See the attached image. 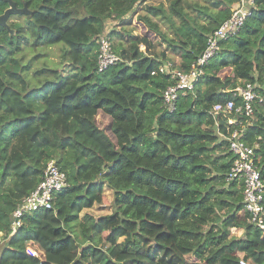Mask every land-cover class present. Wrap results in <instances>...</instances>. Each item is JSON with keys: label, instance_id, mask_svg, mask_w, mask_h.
<instances>
[{"label": "trees", "instance_id": "1", "mask_svg": "<svg viewBox=\"0 0 264 264\" xmlns=\"http://www.w3.org/2000/svg\"><path fill=\"white\" fill-rule=\"evenodd\" d=\"M239 1L110 0L117 12L113 26L111 17L102 22L93 14L98 0H0V16L10 2L23 10L0 25V264H188L193 256L192 264H264V234L244 209L243 184L227 180L236 157L229 134L235 130L257 145L264 179V0H256L237 34L222 41L205 75L194 90L180 93L173 111L161 94L176 84L161 69L170 63L188 72ZM105 29L130 47L118 54L120 63L99 72L98 56L93 63L81 61L96 52V33ZM247 84L258 95L250 116L236 111L243 99L234 97ZM119 88L139 95L140 112L157 109L158 125L173 126L159 128L152 142L150 158L164 153L155 170L121 176L128 166L123 154H134L142 141L134 137L119 151L114 146L124 139L117 124L133 111ZM231 99L234 110L214 113L215 104ZM164 137L178 144L176 152L168 151ZM52 160L66 173L67 187L52 210L26 214L12 233L14 210ZM104 160L110 163L101 170ZM124 183L131 186L124 190ZM105 190L113 195L111 212H87L107 203ZM109 229L103 242L110 247L130 233L138 239H125L107 254L92 243H76ZM234 229L244 234L236 237ZM28 246L36 257L27 254ZM109 254L113 259H106Z\"/></svg>", "mask_w": 264, "mask_h": 264}, {"label": "built area", "instance_id": "2", "mask_svg": "<svg viewBox=\"0 0 264 264\" xmlns=\"http://www.w3.org/2000/svg\"><path fill=\"white\" fill-rule=\"evenodd\" d=\"M239 2L238 5L231 6V16L208 37L205 50L196 62L192 64L188 72L173 69L172 64H167L164 73L169 74L176 81L175 85L168 87L165 91L168 97H175V99L166 103L167 97L164 96L165 106L170 111L176 108V101L180 93L185 94L194 90L197 82L205 75L209 61L222 50V41L237 34L247 17L251 14L256 0H251L250 4L248 0H244L246 11H244L243 16H241V0ZM107 37L109 38L108 35ZM105 52L106 54L102 57H97V69L99 72L106 71L111 66L122 61L120 56L119 59L114 58L115 54L112 52L111 46ZM255 88L254 85L247 84L245 87H239L234 90V97L240 96L243 99V104L236 108V111L244 112L248 116L253 114V103L258 98ZM234 109L235 103L233 99L225 103H217L213 108L215 114L223 111L231 112ZM229 122L234 123L235 121L230 120ZM243 134V131L238 130L229 134L230 150L236 157L228 173L227 180L230 182L238 181L243 184L244 209L249 214L251 223L264 234V179L257 165L260 157L255 152L257 145H248L242 139ZM67 185L66 173L59 168L56 161H50L45 168L42 181L35 190L22 199L14 210L11 222L12 233H15L23 225V219L26 214L40 210H52L56 195L63 191ZM26 252L31 257L37 256V252L32 246H28Z\"/></svg>", "mask_w": 264, "mask_h": 264}, {"label": "clouds", "instance_id": "3", "mask_svg": "<svg viewBox=\"0 0 264 264\" xmlns=\"http://www.w3.org/2000/svg\"><path fill=\"white\" fill-rule=\"evenodd\" d=\"M248 3H251V0H248ZM134 5H132V8L134 9ZM242 12L241 16H243L244 11H246V5L244 3V0H241L240 5ZM94 15H97L100 17L101 21L103 22L106 17L112 18V25L116 26L118 21L116 20L117 12L112 10V5L110 3V0H98V6L95 8V11L93 13ZM130 13H126V15H129ZM97 28H99V25H97ZM110 29L105 30H98L96 33V36H99V40L97 41V49L96 52L92 54V56H89L86 61H81V63H93V56H99L102 57L106 54L105 50L111 46L112 52L115 54L114 58L119 59V53L123 51L124 48L130 47L129 44H124L122 42H119L115 39L108 38L107 32ZM130 31V30H129ZM95 39V37H93ZM70 62V61H66ZM129 63L131 61H128ZM161 71H164V69H161ZM83 74V73H82ZM75 83V82H74ZM31 83L29 84V87H31ZM118 92H121L123 95L127 97V99L124 101L125 107H132L133 111L131 113V116L122 124H117L118 127L122 129V134L124 136L123 140H119L115 142L114 146L117 151L120 150V148L124 144L131 145L133 143L134 137H140L141 143L139 144L138 151H136L134 154L131 153H124L125 156V163L128 165L125 167L121 173L122 177H127L128 173L130 171H136L139 168H149L154 169L155 166L160 163V161L163 158L164 153L161 152L160 155H158L155 159L150 158L151 157V149H152V142L155 141L157 137V131L161 127H173L171 125H158L156 122V117L158 116L159 112L157 109H149L147 112H140L138 108L139 104V95L133 97L131 94L124 91L123 88L117 89ZM162 95L167 97L166 103L170 102L171 100L175 99L174 96L168 97L167 93H161ZM193 98H195V93H192ZM131 100L136 101V106L133 107V105L129 102ZM117 103H120V101H117ZM231 107V105H229ZM162 110V109H161ZM214 111V110H213ZM155 113V115H153ZM215 117H213L214 119ZM142 122V123H141ZM140 124L138 127L137 125ZM176 130H182V129H176ZM235 135V133H233ZM164 143L168 145V151L170 152H176L178 150V144L170 141L167 137H164ZM235 146V145H233ZM110 163L108 160H104L103 163L99 164V169L103 170L104 165ZM162 174H167V169L162 170ZM99 178V177H96ZM131 185H128L127 183H124L121 185V187L126 190L127 187ZM133 190L138 193H142L144 195H152L151 192H149L145 188L141 187H134ZM154 191V190H153ZM115 211V209H113ZM148 209H144L142 214L139 218H144L146 216ZM131 218H137L136 216H133ZM95 222V221H94ZM139 227H137L136 231H139ZM108 231H104L100 233L98 236H96L92 241L87 240L84 237H81V239L77 240L76 243L81 244L83 246L84 244L92 243L96 247H102L104 253H110L111 250H114L116 248L122 247V241L125 239L130 240H136L138 239L133 234H129L127 238L122 237L121 239L117 240L115 245H112L111 247L104 243V238L108 235ZM79 233L77 232V235ZM184 244L187 247H193L191 241H185V240H177L176 244ZM194 250V249H193ZM106 259H113V257L109 254L106 256ZM192 260H195V257L193 256L191 260L188 261V264H192ZM101 264H105L104 261L101 262ZM199 264V262H197ZM240 264H244V261L241 260Z\"/></svg>", "mask_w": 264, "mask_h": 264}, {"label": "rangeland", "instance_id": "4", "mask_svg": "<svg viewBox=\"0 0 264 264\" xmlns=\"http://www.w3.org/2000/svg\"><path fill=\"white\" fill-rule=\"evenodd\" d=\"M112 27V25L110 26V27H107V28H111ZM133 30H134V33L135 34H138L141 30H140V27H139V25H137L136 27H134L133 28ZM174 32V31H173ZM172 32V33H173ZM55 53L57 54L58 53V50L57 49H54L53 50V54L55 55ZM172 62H175V63H177V62H179V57L178 56H173V57H171V59H170ZM36 155H37V153H35ZM104 194H105V196H106V199H107V203H104L103 205H96L95 204V206H93V208L92 209H90V210H87V212H90L91 214H93V215H95V216H97V217H99V216H101V215H106V214H109L110 212H111V200H112V198H113V195H112V192L111 191H108V190H105L104 191ZM84 212H86V210L84 211ZM83 212V213H84ZM82 213V214H83ZM233 234L236 236V237H241L243 234H244V232H243V230H241V229H234L233 230Z\"/></svg>", "mask_w": 264, "mask_h": 264}, {"label": "water", "instance_id": "5", "mask_svg": "<svg viewBox=\"0 0 264 264\" xmlns=\"http://www.w3.org/2000/svg\"><path fill=\"white\" fill-rule=\"evenodd\" d=\"M10 3L11 6L5 11L3 15L0 16V25H6L7 24L6 22L11 14H15L23 11V10H19L14 2H10Z\"/></svg>", "mask_w": 264, "mask_h": 264}]
</instances>
